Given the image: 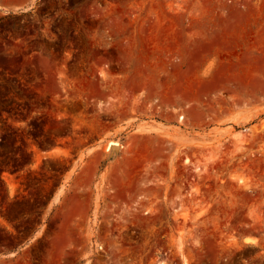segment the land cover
Returning a JSON list of instances; mask_svg holds the SVG:
<instances>
[{
  "label": "rangeland",
  "instance_id": "rangeland-1",
  "mask_svg": "<svg viewBox=\"0 0 264 264\" xmlns=\"http://www.w3.org/2000/svg\"><path fill=\"white\" fill-rule=\"evenodd\" d=\"M0 250L264 264V0H0Z\"/></svg>",
  "mask_w": 264,
  "mask_h": 264
},
{
  "label": "crops",
  "instance_id": "crops-1",
  "mask_svg": "<svg viewBox=\"0 0 264 264\" xmlns=\"http://www.w3.org/2000/svg\"><path fill=\"white\" fill-rule=\"evenodd\" d=\"M17 6H21L19 3L16 4ZM14 252H11V251H2L0 250V258H3V257H9L10 255H12Z\"/></svg>",
  "mask_w": 264,
  "mask_h": 264
},
{
  "label": "bare ground",
  "instance_id": "bare-ground-1",
  "mask_svg": "<svg viewBox=\"0 0 264 264\" xmlns=\"http://www.w3.org/2000/svg\"><path fill=\"white\" fill-rule=\"evenodd\" d=\"M118 143V141L116 140H109L107 145H106V149H110L114 144Z\"/></svg>",
  "mask_w": 264,
  "mask_h": 264
}]
</instances>
